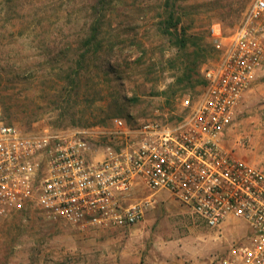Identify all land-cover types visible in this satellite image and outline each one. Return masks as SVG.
<instances>
[{
  "label": "rangeland",
  "instance_id": "1",
  "mask_svg": "<svg viewBox=\"0 0 264 264\" xmlns=\"http://www.w3.org/2000/svg\"><path fill=\"white\" fill-rule=\"evenodd\" d=\"M252 1L176 0L172 10L180 22L177 34L170 37L164 33L162 0L97 4L67 0L61 7L66 14L56 21L46 11L39 20L38 3L24 6L20 0H0V120L27 129L44 124L59 131L107 129L113 119L130 126L156 116L172 122L180 112V99L199 94L203 70L218 60L210 28L231 34L243 23ZM101 14L107 16L100 18L101 36L110 44L114 36L123 38L115 53H90L87 57L92 60L78 66L76 54L82 51H74L60 64L34 48L57 26L71 38L81 37L92 22L89 16ZM80 67L87 68L84 76L99 83L101 97L94 101L90 96L73 97L72 84L54 85L49 87L54 90L43 93V87L52 82L46 76L53 79L59 72L70 73L67 81L71 82ZM24 69L20 75L18 71ZM110 93L116 96L120 111L106 118ZM8 102H17L22 109H7ZM224 146L235 157L264 170V67L237 105ZM246 236L245 226L237 221L220 228L205 226L165 193L145 211L140 223L86 233L46 219L28 203L12 210L0 224V264H114V254L123 251L128 254L123 264H173L176 258L191 263V253L197 250L204 252L199 260L205 258L209 264L212 255L225 257Z\"/></svg>",
  "mask_w": 264,
  "mask_h": 264
},
{
  "label": "built area",
  "instance_id": "2",
  "mask_svg": "<svg viewBox=\"0 0 264 264\" xmlns=\"http://www.w3.org/2000/svg\"><path fill=\"white\" fill-rule=\"evenodd\" d=\"M209 35L218 60L172 122L59 131L0 120V224L30 203L80 233L131 227L165 193L207 227L245 226V241L209 264H264V170L224 146L264 67V0L252 1L231 34L212 26Z\"/></svg>",
  "mask_w": 264,
  "mask_h": 264
},
{
  "label": "trees",
  "instance_id": "3",
  "mask_svg": "<svg viewBox=\"0 0 264 264\" xmlns=\"http://www.w3.org/2000/svg\"><path fill=\"white\" fill-rule=\"evenodd\" d=\"M24 6L28 5V3H38L39 8L37 10V16L40 18L44 17L45 11L48 13L49 17H52L55 21L61 19L66 14L64 9H61L62 6H65L67 0H20ZM71 1V0H69ZM95 4L103 2V0H92ZM105 1V0H104ZM176 0H162L161 8L164 9L166 13L164 27V33L169 35L170 37L177 34L176 29L177 25L180 22V18L177 14L172 10L175 5ZM41 9V10H40ZM93 9V8H92ZM92 19V22L87 27V30L81 37L71 38L65 35V32L62 26H57L53 28V30L48 33L47 36L41 37L37 40V48L39 50L45 51L46 56L49 61L51 62H58L60 64L64 60H68V56L74 54V51H82L80 54H76V65L84 64L86 61L92 60V57H87L88 54H97L99 52H114L120 46L123 38H119L118 36H114L111 38L113 44L108 43L102 36H101V19L107 17L105 14L99 15V17L94 18V16H89ZM60 19V20H61ZM23 27V25L21 24ZM182 45L184 44V40H181ZM194 60V59H193ZM61 61V62H59ZM109 67V65H106ZM27 69V68H26ZM26 69L22 71H18L20 75L25 73ZM31 70V69H30ZM61 71V69H60ZM16 72V74L18 73ZM62 72V71H61ZM87 73V68L80 67L77 71L74 72V76L71 82H68L67 79H70V73L61 75H55L52 79L50 75L46 76L49 80H52L50 86L43 87V93H47L49 90H54V88H60L64 84H72L73 88V97H82V96H90L92 97L93 101L96 100L95 97H101L102 91L100 88L99 83L96 81L94 77H87L84 74ZM58 80L57 84H53V80ZM50 82V81H49ZM15 83V82H14ZM45 83V82H44ZM56 87L49 89V87ZM85 90H84V89ZM61 89H59L60 91ZM110 102L105 105L104 114L106 118H109L111 115L117 114L120 111V107L118 106V100L116 96L112 93L108 94ZM22 105H19L17 102H8L6 104L7 109H16L19 111ZM126 123V122H125ZM127 124V123H126ZM130 126V124H127Z\"/></svg>",
  "mask_w": 264,
  "mask_h": 264
},
{
  "label": "crops",
  "instance_id": "4",
  "mask_svg": "<svg viewBox=\"0 0 264 264\" xmlns=\"http://www.w3.org/2000/svg\"><path fill=\"white\" fill-rule=\"evenodd\" d=\"M97 232H101V231H97ZM181 249V248H180ZM181 254L183 253L182 249H181ZM179 252H177V254H180ZM120 255V256H119ZM128 255L126 252H121V254L119 253H115L114 254V259H116V262H114V264H123L125 260V256ZM204 252H199V250H197L196 252H192L191 253V257H192V262L191 263H187L185 260L181 259V258H176L175 262L173 264H207V261H205L203 258L201 260H199L201 257H203ZM123 257V258H122ZM121 262L119 263V259ZM118 259V260H117ZM188 261V260H187Z\"/></svg>",
  "mask_w": 264,
  "mask_h": 264
}]
</instances>
